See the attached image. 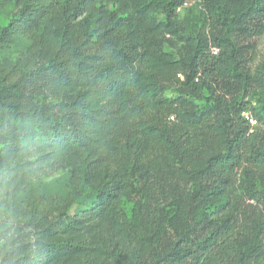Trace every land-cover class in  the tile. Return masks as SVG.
<instances>
[{"label": "trees", "instance_id": "1", "mask_svg": "<svg viewBox=\"0 0 264 264\" xmlns=\"http://www.w3.org/2000/svg\"><path fill=\"white\" fill-rule=\"evenodd\" d=\"M185 1L0 0V198L85 153L0 264H264V0Z\"/></svg>", "mask_w": 264, "mask_h": 264}, {"label": "rangeland", "instance_id": "2", "mask_svg": "<svg viewBox=\"0 0 264 264\" xmlns=\"http://www.w3.org/2000/svg\"><path fill=\"white\" fill-rule=\"evenodd\" d=\"M29 45V36L17 35L3 48V52L10 56H25ZM252 65L254 69L264 71V37L259 39ZM252 101L257 110H264V93L255 95ZM84 157L85 153L78 151L75 160L72 162L55 165L51 169H44L21 190L9 192L1 197L0 227L13 225L28 217L35 205H44L50 199L65 197L78 179ZM81 264L95 263L87 260Z\"/></svg>", "mask_w": 264, "mask_h": 264}, {"label": "built area", "instance_id": "3", "mask_svg": "<svg viewBox=\"0 0 264 264\" xmlns=\"http://www.w3.org/2000/svg\"><path fill=\"white\" fill-rule=\"evenodd\" d=\"M192 3H193V0H186L182 5H180L176 9L177 13H181L184 9H186L189 6H191ZM212 51L214 53H216L217 49L213 47L212 48ZM245 116L249 120V122H250L251 125H255L256 124V120L251 115H249L248 113H245Z\"/></svg>", "mask_w": 264, "mask_h": 264}]
</instances>
